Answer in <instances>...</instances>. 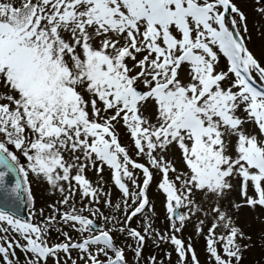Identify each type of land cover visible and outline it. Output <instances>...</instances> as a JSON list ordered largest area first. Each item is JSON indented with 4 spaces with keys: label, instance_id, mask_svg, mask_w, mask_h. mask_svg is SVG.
<instances>
[{
    "label": "snow or ice",
    "instance_id": "snow-or-ice-1",
    "mask_svg": "<svg viewBox=\"0 0 264 264\" xmlns=\"http://www.w3.org/2000/svg\"><path fill=\"white\" fill-rule=\"evenodd\" d=\"M241 27L233 0H0V264H142L153 184L179 264H200L179 234L205 197V264H241L251 236L219 203L264 209V63ZM33 181L60 194L47 214Z\"/></svg>",
    "mask_w": 264,
    "mask_h": 264
},
{
    "label": "rangeland",
    "instance_id": "rangeland-1",
    "mask_svg": "<svg viewBox=\"0 0 264 264\" xmlns=\"http://www.w3.org/2000/svg\"><path fill=\"white\" fill-rule=\"evenodd\" d=\"M233 3L236 4V6L241 10V12L244 13V15L247 17V31L244 32L243 28L241 27V32L245 36V42L247 44V47L249 48L250 51L253 52V54L256 56L257 59L261 60L262 63H264V14H262L259 9L264 8V2H260V0H233ZM237 19H239L237 17ZM239 26V25H238ZM227 61L226 58L222 57L221 54V63L219 65L218 70H227ZM123 136V132L121 133ZM123 140L125 143H127V137H123ZM176 158H179V153H176ZM92 173V172H91ZM90 175V172L88 173V176ZM158 179V177H157ZM44 183H37L36 181H33V193L35 195V202L40 199V190L41 187L43 186ZM118 199H120V195L117 191V196ZM150 197L151 201L154 205L155 208V215L156 218L159 222H161V227L166 228L169 227L168 220L166 219V212H165V206H164V196L162 194H159V190L156 188L155 184L152 185L151 191H150ZM231 201L235 202H240L241 197L239 196L238 192H234L232 196L229 198ZM228 201H222L219 203V206L222 207L223 203H227ZM217 204L216 200H209L207 197L203 199L201 202V206L203 208L202 213H197L195 217H193V220L191 223H189L186 227V229L179 234L180 238L185 241V244L189 243L188 238L192 237L191 239V244L194 247L196 254L200 260V264H205L206 259V252L205 256L200 255V252L202 253L203 251V243H201V237L203 235H196L194 231V225H199V220L203 219L204 220V232L206 233L208 228V223H212L214 219V213L212 211L213 206ZM249 208V207H248ZM252 209V208H249ZM262 210L259 207L252 209L251 211L254 210ZM206 213V214H205ZM29 214V208L27 205H25V215L24 217H27ZM213 216V217H212ZM198 217V218H197ZM138 222H143V218L137 219ZM135 221V223H137ZM259 231H261L260 235L264 239V217H262L261 221L259 222ZM218 233H223L225 232V229L220 228L217 230ZM247 233V231H243ZM163 234L168 235L169 230L164 229L162 231ZM248 234V233H247ZM55 237L52 239V243L59 242L62 240V238ZM148 240V239H147ZM134 243V242H133ZM242 243H246L248 247L244 250L243 253V259L241 261V264H264V243L262 241H259L258 238H253L251 237V241L244 240ZM168 247L174 254V256L177 257L176 252L174 251L173 246L168 243ZM126 255L128 258V264H137V258L134 256L133 252L130 249L126 250ZM142 264H148L149 262V255H145V251L143 249L142 253ZM179 263V261H178ZM163 264V263H159ZM168 264V263H166ZM190 264V261L188 262Z\"/></svg>",
    "mask_w": 264,
    "mask_h": 264
},
{
    "label": "bare ground",
    "instance_id": "bare-ground-1",
    "mask_svg": "<svg viewBox=\"0 0 264 264\" xmlns=\"http://www.w3.org/2000/svg\"><path fill=\"white\" fill-rule=\"evenodd\" d=\"M88 177H89V179H92V180H95V178H96L94 172H92V173L90 172V175ZM107 179H108L107 174H105V180H107ZM94 186H100V185H94ZM103 188L105 191L112 193V198L114 199L115 203H122L121 200L116 197L117 196V190L114 189L110 183L103 184ZM40 192H41L40 193V199L37 201V203L35 202V208H36V210H39L40 208L43 207L45 209L46 214H47L49 211L47 206L49 204H52L53 202L59 200L60 194H59V192H57L55 190H50L49 186L45 183L41 187ZM75 199L78 200L79 197L77 196ZM85 203H86V201H85ZM232 203L236 204L237 202L232 201ZM80 206H81V204L77 203V207H80ZM102 210L105 212V214H108L110 211L107 208H102ZM221 210L222 211H228L229 215L232 217V219L235 221V223L243 231H247L248 235H250L253 238H258L259 241H262L261 244L264 243V239L260 235L261 231H259V228H258L259 222L261 221L262 217H264V211L259 210V209L251 211L252 209H249L248 207H242L239 209H232V208H230L228 202L223 203ZM84 214L87 215V213H84ZM112 214L120 217L121 219L123 218L121 216L120 212H113ZM149 215H150V222L152 224V228L155 230V232H153L147 240V243L144 247L145 255L146 256L149 255V259L151 257H155L158 264L159 263L179 264L178 263V257L174 256V254L172 253V251L168 247L167 242H160V241L152 238L156 235V233H162V231L164 229L169 230V227L162 229L161 222H159L157 220L155 213L152 212ZM141 218H143V217H140L137 219H141ZM137 219H135L132 222L131 226L135 227V228H143L144 221L141 223V222H138ZM135 221H137V223H135ZM97 224H103V221L97 220ZM210 224L211 223H208V226ZM57 226L60 227L61 225H57ZM208 226H207V228H208ZM63 230L68 231L73 236L74 239H78L77 234L75 232H73L70 228H68L67 226H63ZM55 237H58L57 240L59 238H62L55 231H53L51 234V240L54 239ZM51 240H50V243H52ZM200 241H201V243L204 242V244L202 246L203 252L202 253L200 252V255L205 256L206 242H205L204 236L201 237ZM133 242L134 241H132L130 239L127 240L128 244H134ZM116 243L118 246L123 247L124 246L123 237L117 236L116 237ZM169 256H170V258H169ZM73 259H77L75 250L73 251ZM21 260H23V257H21ZM204 260H206V259H204ZM68 264H70V262H68ZM78 264H83V262L79 261ZM209 264H210V262H209Z\"/></svg>",
    "mask_w": 264,
    "mask_h": 264
},
{
    "label": "water",
    "instance_id": "water-1",
    "mask_svg": "<svg viewBox=\"0 0 264 264\" xmlns=\"http://www.w3.org/2000/svg\"><path fill=\"white\" fill-rule=\"evenodd\" d=\"M10 179L14 183V177H10ZM17 214L20 215V216H22V217H24V215H25V205L24 204H22V205L19 206V211H18Z\"/></svg>",
    "mask_w": 264,
    "mask_h": 264
}]
</instances>
